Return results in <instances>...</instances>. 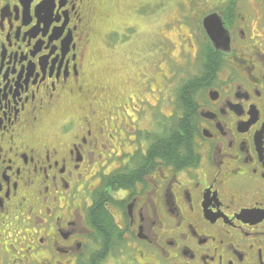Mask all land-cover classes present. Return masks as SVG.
I'll list each match as a JSON object with an SVG mask.
<instances>
[{
	"label": "flooded vegetation",
	"instance_id": "obj_1",
	"mask_svg": "<svg viewBox=\"0 0 264 264\" xmlns=\"http://www.w3.org/2000/svg\"><path fill=\"white\" fill-rule=\"evenodd\" d=\"M172 11L181 46L220 67L190 83L164 164L139 98L99 85L91 55L133 41L140 85L146 20L158 36ZM0 264H264V0H0Z\"/></svg>",
	"mask_w": 264,
	"mask_h": 264
},
{
	"label": "rangeland",
	"instance_id": "obj_2",
	"mask_svg": "<svg viewBox=\"0 0 264 264\" xmlns=\"http://www.w3.org/2000/svg\"><path fill=\"white\" fill-rule=\"evenodd\" d=\"M128 0H126L127 2ZM184 2V0H163L164 6L167 4L175 2ZM121 8V7H120ZM126 6L124 7V9ZM174 7H170L173 9ZM123 9V8H121ZM123 12L125 13V10ZM175 12H171L169 17L164 16L165 21H161L162 34L158 36L154 35V23L147 18L145 23V29L141 33L140 43L144 44L145 47L141 51V57L146 59L147 62L160 60V63L152 67V70H146L143 74L140 72L138 74L139 81L141 80V85L145 86L144 88L139 87V90H136L132 86V79L134 78V73L127 68L126 59L130 58L131 54L135 53V43L133 41H127L121 46V53L115 52L112 53V50L109 48L108 44H104L105 37H97L96 44L94 46V51L91 55L92 65L91 73L95 77V81L99 85L106 86L113 85L116 94L119 95V91L123 92V97L130 95V98L127 100L130 102L127 107L133 105L132 97L133 94L139 97L138 104L144 106V111L140 110L137 107V113L139 118L137 122L141 127L145 128L144 121L145 116L149 117L150 122L145 128L148 131L153 130L156 127L157 121H162L164 118L170 117L175 109V93L178 86L183 83L191 75H195L199 69H197L196 60H191V57L184 53L181 49V46H177L178 37H176L177 29L181 26V23L178 21H169L174 16ZM172 22V23H171ZM175 29V30H173ZM167 33L170 38L176 43L171 48L170 43L167 39ZM124 37H111V40L117 41ZM104 47V48H101ZM171 48V49H170ZM185 55L188 60L184 63H180L181 57ZM140 77V78H139ZM135 84V83H134ZM117 87V89H116ZM172 99V100H171ZM143 100V102H141ZM131 117H134L132 112L128 109L127 111ZM64 112L62 115H65ZM53 119L60 120L58 116H55ZM57 120H54L45 127V131L50 133L51 130L55 127ZM126 124L132 125V122L126 121ZM137 128V126H136ZM126 135L123 136L124 140L128 142V135L133 136L134 131L128 126H125Z\"/></svg>",
	"mask_w": 264,
	"mask_h": 264
},
{
	"label": "trees",
	"instance_id": "obj_3",
	"mask_svg": "<svg viewBox=\"0 0 264 264\" xmlns=\"http://www.w3.org/2000/svg\"><path fill=\"white\" fill-rule=\"evenodd\" d=\"M214 55L215 53L212 54V51H209L207 48H205L203 54H199L197 59L198 73L194 77H188L176 90L173 114L162 121H157L156 130L153 129L148 134L152 138L151 148H154L156 145L161 149V157L164 164L179 160L175 156L182 152L176 151L174 148L175 146L183 147L186 143L185 139L189 133L186 117L190 113L196 93L198 92V88L191 86L190 83L201 81L202 77L207 75L212 78L216 74L220 67V59Z\"/></svg>",
	"mask_w": 264,
	"mask_h": 264
},
{
	"label": "water",
	"instance_id": "obj_4",
	"mask_svg": "<svg viewBox=\"0 0 264 264\" xmlns=\"http://www.w3.org/2000/svg\"><path fill=\"white\" fill-rule=\"evenodd\" d=\"M214 21V19H213ZM215 22V21H214ZM212 23V20H205L204 21V26L207 28V26ZM211 43L216 47V48H220V44H224V42L226 44H228V37H209ZM225 47H223L224 49Z\"/></svg>",
	"mask_w": 264,
	"mask_h": 264
}]
</instances>
